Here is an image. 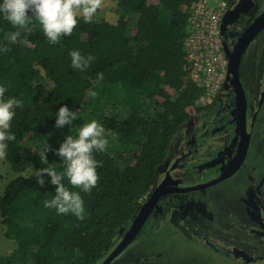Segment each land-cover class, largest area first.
<instances>
[{
	"label": "trees",
	"instance_id": "1",
	"mask_svg": "<svg viewBox=\"0 0 264 264\" xmlns=\"http://www.w3.org/2000/svg\"><path fill=\"white\" fill-rule=\"evenodd\" d=\"M197 0H115L117 19L78 23L71 36L50 43L35 20L31 32L17 31L0 15V86L15 109L4 160L14 175L0 193V224L15 247L0 264H99L108 245L127 228L160 180L180 127L201 114L203 88L190 77L186 37ZM29 15H31L29 13ZM92 56L84 71L71 67L70 53ZM103 73V79H98ZM95 93L96 95H92ZM61 106L77 113L71 125L55 126ZM102 124L108 144L94 152L98 183L81 192L85 218L58 215L44 206L55 185L33 170L63 171L56 149L83 124ZM43 141L50 146L42 159ZM63 183L71 191L65 178Z\"/></svg>",
	"mask_w": 264,
	"mask_h": 264
},
{
	"label": "rangeland",
	"instance_id": "2",
	"mask_svg": "<svg viewBox=\"0 0 264 264\" xmlns=\"http://www.w3.org/2000/svg\"><path fill=\"white\" fill-rule=\"evenodd\" d=\"M93 18L115 22V0H103L102 8ZM255 59L257 65L264 62V30L250 43L243 55L241 68L247 69ZM197 116L191 117L180 127L168 153L169 157L171 149H174L173 144L181 139H186L195 147L191 160L177 171L183 178L180 184H185L181 186L200 183L219 175L228 168L226 165L233 157L234 147L226 143L213 148L211 147L216 142L205 146L208 139L204 140L206 132L201 134V129L210 128L209 133L214 134L217 132L214 127L216 119L206 118L202 124H196ZM222 116L223 111L220 118ZM231 120V114L227 113L222 124L225 132L228 129L232 131V127L234 129ZM195 135L198 137L194 138ZM200 142L207 147L204 149L205 153L199 149ZM261 173H264V102L256 118L251 143L242 165L227 178L209 186L171 194L168 197L170 204L185 202L186 210H173L170 216L165 212L159 213L153 219L149 215L135 239L121 255H132L138 261L143 260V264H237L218 248L224 242H232L236 236L246 237L243 233L247 223L258 224L260 219L264 222V209L253 187L255 179ZM13 175L7 162L0 160V193ZM124 229L120 230L118 237L107 249L118 242ZM14 247L15 242L4 236L3 226L0 224V254L7 253Z\"/></svg>",
	"mask_w": 264,
	"mask_h": 264
},
{
	"label": "flooded vegetation",
	"instance_id": "3",
	"mask_svg": "<svg viewBox=\"0 0 264 264\" xmlns=\"http://www.w3.org/2000/svg\"><path fill=\"white\" fill-rule=\"evenodd\" d=\"M248 5L249 8L247 9ZM263 10L264 0H224L223 13L219 21V32L223 51L227 59V74L225 81L222 83L216 98L212 101V103L207 105V109L202 112L204 115H198L196 119V124H202L206 118L216 119L214 127H216L217 132L211 134L209 133L211 131L210 128L201 129V134L202 132H206L205 137H203L204 140L208 139V142L205 144V146H210L213 142H216V144L211 148L215 147L216 145L220 146L221 143H226L227 145L234 147L233 157L228 161L226 165L228 166V168L222 171L219 175L232 167L241 145V130L238 113L239 94H242L243 91L246 103V129L250 131L249 145L245 154V158L247 156L248 149L251 143V136L255 127L256 118L264 102V62L257 65L255 59L247 69L244 68L243 70L241 68L243 55L249 48L252 40L258 37L264 30V26L256 33V35L251 39V41L245 48L244 45L240 43L241 37L245 33L248 26H250L254 21L257 20ZM224 20L225 24L223 25ZM236 47L238 49L240 47L244 48L239 62L238 74L236 75L238 79V86H240V88H237L236 81L234 80L233 75L230 71L229 53L234 52ZM250 95H252V97ZM252 98L255 99L254 102ZM222 111L223 116L222 118H220ZM227 113L231 114V121L234 129L232 127V131L228 129L225 132V126L223 127L222 124ZM220 125L222 126L220 127ZM196 137H198V135L194 136V138ZM172 147H174V149H171L170 156H167L164 164L162 163V165L160 166V180L158 183H164L162 184V188H167V186L188 187L199 184L195 183L192 185L181 186L185 184H180V182L183 181V178H181L177 173L180 168L186 166L188 161H190L195 154V147L193 146V144L188 142L186 139L185 141H182L181 139L173 144ZM206 148L207 147H204V143L200 142V151L204 152V149ZM244 160L242 161V163L244 162ZM242 163L240 164V166L242 165ZM219 175L200 183H206L208 181L214 180ZM253 187L256 191L257 198L261 201V205L264 209V173L258 175V178L255 179ZM193 189H188L185 191H173L162 194L156 200V203L149 214L151 215V219H153L152 217H155L159 213L165 212L169 214L168 216H170V212L173 210H186L187 205H185V202L180 203L179 205H173L170 204L168 197L174 193H185ZM178 202H180V200ZM126 229L127 228L124 229L123 234L125 233ZM243 234H245L246 237L236 236L234 237L232 242L222 243V246H220L218 250L237 264H264V222H261L260 219L258 224L247 223V225L245 226V232ZM135 237L129 243H131L135 239ZM129 243H127L125 247L121 251H119L107 264H143V260L142 262L138 261L134 259L132 255H126V253L123 256L121 255ZM115 245L112 248L108 249L106 256L111 252ZM151 264L158 263L156 262Z\"/></svg>",
	"mask_w": 264,
	"mask_h": 264
},
{
	"label": "clouds",
	"instance_id": "4",
	"mask_svg": "<svg viewBox=\"0 0 264 264\" xmlns=\"http://www.w3.org/2000/svg\"><path fill=\"white\" fill-rule=\"evenodd\" d=\"M103 0H0V15L17 29L11 36L17 39L22 32L29 33V25L35 20L52 44H59L62 37L71 36L82 17L85 23H91L98 10L102 8ZM29 13L31 15H29ZM8 48H0V52L7 53ZM71 67L86 70L94 59L92 56H82L79 51L70 53ZM98 79H103V73H98ZM6 88L0 86V160L7 156L9 143L16 140L11 131L15 118V109L22 107V102L14 97L5 98ZM92 95H96L92 93ZM77 119V113L70 111L67 106H61L56 114L55 126L62 128L71 125ZM105 129L96 120L83 123L77 130L76 136L69 134L54 150L61 158L63 171L55 168L42 167L33 170L36 183L43 186L44 176L50 177V183L55 185V195L44 201L46 208H53L58 215L72 214L78 220L85 218L84 201L81 192L90 193L96 187L99 176L97 167L100 166L94 158V152L106 149L108 141L104 138ZM50 146L43 141L42 159L46 161V153ZM67 179L71 191L63 183Z\"/></svg>",
	"mask_w": 264,
	"mask_h": 264
},
{
	"label": "built area",
	"instance_id": "5",
	"mask_svg": "<svg viewBox=\"0 0 264 264\" xmlns=\"http://www.w3.org/2000/svg\"><path fill=\"white\" fill-rule=\"evenodd\" d=\"M224 0H197L189 18L186 37L190 77L203 88L198 105H209L216 98L227 74V59L219 32Z\"/></svg>",
	"mask_w": 264,
	"mask_h": 264
},
{
	"label": "water",
	"instance_id": "6",
	"mask_svg": "<svg viewBox=\"0 0 264 264\" xmlns=\"http://www.w3.org/2000/svg\"><path fill=\"white\" fill-rule=\"evenodd\" d=\"M248 8H249V5L247 9ZM224 24H225V20L223 22V25ZM263 26H264V10L261 12L257 20L254 21L250 26H248L245 33L242 35L240 43L244 45V48L248 45L251 39L256 35V33ZM244 48L240 47L238 49L236 47L234 52L229 53L230 71L233 75L234 80L236 81L237 88H240V86H238V79L236 75L238 74L239 62H240V58H241ZM238 100H239L238 113H239L240 130H241V145H240L239 152L237 153L235 162L232 165V167L226 170L221 175H219L214 180L208 181L206 183L195 184V185L188 186V187L167 186V188L166 187L162 188V184L164 183H161V184L158 183L156 187L151 191L147 199L143 202L142 207L132 219L130 225L127 227V229L125 230V233L122 235V238L118 241V243L111 250V252L99 264H107L119 251H121L125 247L127 243H129L138 234L139 230L141 229L148 215L150 214L153 206L155 205L156 200L162 194L173 192V191H185L188 189L208 186L214 182H217L231 175V173H233L240 166V164L245 158V154H246V151L249 145L250 131L246 129V107H245L246 103H245V97H244L243 91H242V94H239Z\"/></svg>",
	"mask_w": 264,
	"mask_h": 264
}]
</instances>
